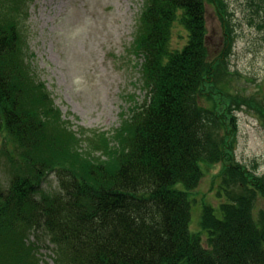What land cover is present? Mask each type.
Returning <instances> with one entry per match:
<instances>
[{"label": "trees", "instance_id": "obj_1", "mask_svg": "<svg viewBox=\"0 0 264 264\" xmlns=\"http://www.w3.org/2000/svg\"><path fill=\"white\" fill-rule=\"evenodd\" d=\"M32 1L0 0V145L11 172L7 189L0 179V264H41L44 239L54 264H264V175L237 160L234 114L248 106L264 121V104L208 94L229 73L207 44V1L230 27L222 0H145L133 51L146 100L112 134L73 131L35 74L24 33ZM213 165L223 201L202 205V237L190 229V195ZM50 175L59 191L45 189Z\"/></svg>", "mask_w": 264, "mask_h": 264}, {"label": "rangeland", "instance_id": "obj_2", "mask_svg": "<svg viewBox=\"0 0 264 264\" xmlns=\"http://www.w3.org/2000/svg\"><path fill=\"white\" fill-rule=\"evenodd\" d=\"M144 2L34 0L29 4L24 22L28 60L76 133L83 129L112 134L132 108L145 102L143 59L133 51ZM255 2L222 0L233 37L229 48L224 44L227 24L222 22L216 5L206 2L210 55L216 59L225 53L222 60L229 71L208 88L209 96L219 103L242 96L260 106L264 104V30L260 27L264 23V2ZM235 108L239 125L237 160L264 175V121L248 106ZM0 159V179L7 189L11 172L2 145ZM205 168L202 182L190 195V229L202 237H207L201 228L202 205L218 207L223 201L218 196L221 166ZM44 187L49 192L59 191L57 176L50 175ZM48 245L45 239L39 243L41 264H54Z\"/></svg>", "mask_w": 264, "mask_h": 264}]
</instances>
